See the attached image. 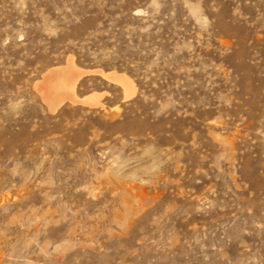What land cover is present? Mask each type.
<instances>
[{"label":"rangeland","instance_id":"obj_1","mask_svg":"<svg viewBox=\"0 0 264 264\" xmlns=\"http://www.w3.org/2000/svg\"><path fill=\"white\" fill-rule=\"evenodd\" d=\"M0 264H264V0H0Z\"/></svg>","mask_w":264,"mask_h":264},{"label":"bare ground","instance_id":"obj_2","mask_svg":"<svg viewBox=\"0 0 264 264\" xmlns=\"http://www.w3.org/2000/svg\"><path fill=\"white\" fill-rule=\"evenodd\" d=\"M66 62L65 66L48 69L43 73L41 79L34 83V87L40 89L39 92L41 93L42 100L50 110L54 111L65 101H68L70 104L100 105L99 97L101 94L92 93L82 98H78L75 94L77 82L81 77L89 74H98L103 79L122 86L124 98H128L131 95V91L134 88L133 82L125 74L115 71L85 70L77 67L72 59H68Z\"/></svg>","mask_w":264,"mask_h":264}]
</instances>
